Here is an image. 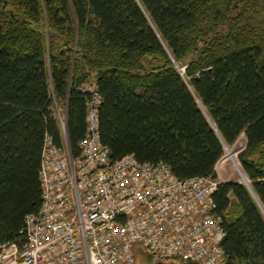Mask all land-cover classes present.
Returning <instances> with one entry per match:
<instances>
[{
  "label": "trees",
  "instance_id": "obj_1",
  "mask_svg": "<svg viewBox=\"0 0 264 264\" xmlns=\"http://www.w3.org/2000/svg\"><path fill=\"white\" fill-rule=\"evenodd\" d=\"M93 76L114 160L216 177L227 150L250 186L213 194L226 264H264V0H0V241L41 207L46 136L64 144L57 110L80 154Z\"/></svg>",
  "mask_w": 264,
  "mask_h": 264
},
{
  "label": "built area",
  "instance_id": "obj_2",
  "mask_svg": "<svg viewBox=\"0 0 264 264\" xmlns=\"http://www.w3.org/2000/svg\"><path fill=\"white\" fill-rule=\"evenodd\" d=\"M90 132L75 155L47 136L42 204L18 241H0V264H226L225 229L213 194L220 178H177L132 154L113 162L98 132L101 95L91 89ZM65 132V122H60Z\"/></svg>",
  "mask_w": 264,
  "mask_h": 264
},
{
  "label": "rangeland",
  "instance_id": "obj_3",
  "mask_svg": "<svg viewBox=\"0 0 264 264\" xmlns=\"http://www.w3.org/2000/svg\"><path fill=\"white\" fill-rule=\"evenodd\" d=\"M94 76L91 78L90 82L87 83L86 86L92 87V85H94ZM58 111V110H57ZM59 114L61 115V118L65 121V125H66V115L64 116V112L62 111H58ZM57 112V113H58ZM62 113V114H61ZM59 121V120H58ZM60 123V122H59ZM61 127V124H60ZM61 132H62V128H61ZM63 135V134H62ZM245 138L241 137L237 143L230 148V150H235L236 154H235V159L236 161L239 163L238 161V153L242 148H245ZM221 162V167L219 168L218 171V165H217V171L219 172L218 175H220L222 178H225V182L229 181V180H236V181H240V174L238 173V170L236 169V166L234 165L235 161H233L231 158L228 157V152L227 150H225V154L224 157L222 158ZM240 164V163H239ZM241 167V165H240ZM144 254H146V252H144ZM142 261V259H141ZM164 263V262H161ZM168 264V263H165Z\"/></svg>",
  "mask_w": 264,
  "mask_h": 264
},
{
  "label": "bare ground",
  "instance_id": "obj_4",
  "mask_svg": "<svg viewBox=\"0 0 264 264\" xmlns=\"http://www.w3.org/2000/svg\"><path fill=\"white\" fill-rule=\"evenodd\" d=\"M83 89L84 90H86V91H88L91 95H92V93H91V89H94L95 91H97V89L94 87V86H92V87H89V86H85V87H83ZM98 92V91H97ZM101 103H102V97H101ZM101 103H100V105H101ZM94 104H96V102H94V96H90V99H89V101H88V106H89V110H90V108L94 105ZM100 105H99V107H100ZM99 107H98V116H99ZM89 110H88V115H87V133L86 134H88L89 132H90V126H91V119H90V117H89ZM58 111H56V115H55V117H56V119H58L59 120V122H65L62 118H61V115L59 114V112L57 113ZM62 114V113H61ZM61 124V123H60ZM61 128H62V125H61ZM98 132L100 133V124L98 123ZM62 134H63V139H64V143H65V139L68 141V137H67V128H66V125H65V132H64V130H63V128H62V132H61ZM47 136H49V135H47ZM47 136H46V139H47ZM51 137V136H50ZM243 138H245L246 139V137H245V135H243L242 136ZM46 139H45V142H46ZM54 144V143H53ZM44 146H45V143H44ZM57 146V145H56ZM58 147H64V144L62 145V146H58ZM69 148L71 149V147H70V145H69ZM226 148V147H225ZM44 149V148H43ZM81 150V149H80ZM110 152H111V150H110ZM76 155V154H75ZM133 156H134V158H136L137 159V157L134 155V154H132ZM111 159H112V161L113 162H117V161H119V160H114L112 157H111ZM122 159V158H121ZM120 159V160H121ZM137 161H139L138 159H137ZM140 162V161H139ZM140 163H142V162H140ZM147 163V162H146ZM219 165V164H218ZM217 168V167H216ZM218 168H219V166H218ZM217 168V169H218ZM217 169H216V173H217V176L216 177H214V178H220L222 181L221 182H225V178H222L220 175H218V171H219V169H218V171H217ZM178 178V177H177ZM195 178V177H194ZM180 179V178H179ZM190 179V178H189ZM184 180H187V179H184ZM247 182V181H246ZM42 190V189H41ZM217 214V213H216ZM218 215V214H217ZM224 252H225V250H224ZM225 255H226V252H225ZM226 257H227V255H226Z\"/></svg>",
  "mask_w": 264,
  "mask_h": 264
},
{
  "label": "water",
  "instance_id": "obj_5",
  "mask_svg": "<svg viewBox=\"0 0 264 264\" xmlns=\"http://www.w3.org/2000/svg\"><path fill=\"white\" fill-rule=\"evenodd\" d=\"M246 177H247V176H246ZM247 180H248V179H247ZM240 182H243V183H245V184H248V186H250L249 181H247V182L240 181Z\"/></svg>",
  "mask_w": 264,
  "mask_h": 264
}]
</instances>
